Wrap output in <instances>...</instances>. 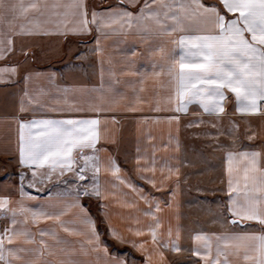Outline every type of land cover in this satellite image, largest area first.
Returning a JSON list of instances; mask_svg holds the SVG:
<instances>
[{
	"label": "snow or ice",
	"instance_id": "snow-or-ice-1",
	"mask_svg": "<svg viewBox=\"0 0 264 264\" xmlns=\"http://www.w3.org/2000/svg\"><path fill=\"white\" fill-rule=\"evenodd\" d=\"M61 38L78 60L94 54L99 83L54 98L34 86L56 73L31 66V46ZM19 54L0 66V82L23 84L0 116L17 168L0 183V264H264V0H0V59ZM173 126L205 137L225 193L219 230L187 240Z\"/></svg>",
	"mask_w": 264,
	"mask_h": 264
},
{
	"label": "crops",
	"instance_id": "crops-1",
	"mask_svg": "<svg viewBox=\"0 0 264 264\" xmlns=\"http://www.w3.org/2000/svg\"><path fill=\"white\" fill-rule=\"evenodd\" d=\"M89 3H100V0H89ZM81 39H88V37H80L75 35H69L67 37V41L71 43L73 49V46L78 45L77 41ZM50 45H65L68 47H65V53H62L61 49L59 53H52L47 52V49ZM34 46H39L40 48L42 46V48L46 50L40 49L41 51L38 50V53H33L34 59L30 60L31 66L36 71L56 73L55 85L50 84L47 80L41 77L38 78L34 86H43L51 89L54 94V98L57 94V88L60 86L84 83L91 84L93 82L99 83L98 74H94L92 67V65L95 64L94 54L88 56L87 59H76L75 56L68 54L69 43L64 42V38H61V42L58 45L50 40L41 39L37 41ZM80 48L86 50L85 45L80 44ZM113 51H115V49H113ZM176 54L179 55L178 50ZM15 56L18 59L17 64L23 60V58L19 59L23 57V54ZM8 65L12 64L9 63ZM16 79H19V77L17 76ZM1 83L2 98L4 101L7 100V105H5L6 102H2L4 107L6 106L5 111L2 113V115H4L5 113L14 110L18 100L17 87L23 88V84L21 83L16 85L10 82ZM59 95L62 96L63 93L60 92ZM8 100L10 101V106ZM146 114L151 115V113ZM122 124H125V139L130 143H134L136 137L135 123L129 119L127 123L122 121ZM2 126L3 125L1 122L0 127ZM154 131L158 136L162 132L163 138L167 140L169 132L167 125L157 127L154 129ZM171 131L173 135H176L180 140L182 148L181 155H186L189 160V163L181 164V172L186 177V179L181 180L180 188L176 196V200L178 201V211L180 213L179 222L182 225V229L185 232V239L187 240V231L189 229L203 231L219 230L218 225H214L210 222V217L214 212L219 211L217 201L225 195L224 192L218 190L220 187L219 176L221 174V162L215 155L211 154V151L198 149L195 146H192L190 149H186V132H188L189 129L182 127L177 132L176 128L173 126ZM0 157L6 156L0 152ZM6 158H8V160L15 165V162L9 157ZM133 179H135V177H133ZM52 183H56V181H52ZM137 183L143 184L146 189L151 190L148 185L144 184L143 181H137ZM153 194L159 195V193L156 192H153ZM44 195H46V193ZM102 225L105 228L103 223ZM112 243L115 242L113 241ZM116 246L120 248L129 247L128 245L119 244H116ZM134 255L138 254L134 253Z\"/></svg>",
	"mask_w": 264,
	"mask_h": 264
},
{
	"label": "rangeland",
	"instance_id": "rangeland-1",
	"mask_svg": "<svg viewBox=\"0 0 264 264\" xmlns=\"http://www.w3.org/2000/svg\"><path fill=\"white\" fill-rule=\"evenodd\" d=\"M57 47H59V49H61V52L62 53H65V47H68V46H65V45H62V46L50 45L48 48L55 49ZM73 47H74V49L77 48V47L80 48V45H76V46H73ZM40 49H43L42 46H41V48L39 46H31V52H32V54L33 53H38V50L41 51ZM43 50H46V49H43ZM47 52H49V51L47 50ZM52 53H54V52H52ZM22 58L23 57H21L19 59H22ZM17 60L18 59H17L16 56H13V57L12 56H9L6 59H0V66H3L5 64L8 65L9 63H11V64L17 63L18 62ZM1 84L2 83L0 82V116H2V113L5 111V108H6V106L4 107V104H2V102H6L5 105H7V100L4 101L3 98H2V88H1ZM8 102H9V106H10V101L8 100ZM0 124H1V122H0ZM186 134H187L186 135V149H190V148H192V146L193 147L195 146L198 149H204L206 151H211L210 149H208L203 144V141L205 140V137H203V136H201V137L194 136V135L191 134V130H189L188 132H186ZM189 143L192 144V145H190ZM5 171H8V172H10V173L13 174L8 179H9V181L15 182L14 173L17 171V169H16L14 163L10 162L8 160V158H6V157H0V183L3 182L2 177H3V173ZM31 191H34L35 192V190H31ZM45 193H41V195H44ZM92 210L95 213V208L94 207H93ZM2 223H3V221L0 220V224H2ZM98 226H99L100 230L103 232L104 231V226L99 221H98ZM104 238L106 240H109V238L107 236H105ZM116 247L117 248H120L118 246H116ZM121 249H124V248L122 247Z\"/></svg>",
	"mask_w": 264,
	"mask_h": 264
}]
</instances>
